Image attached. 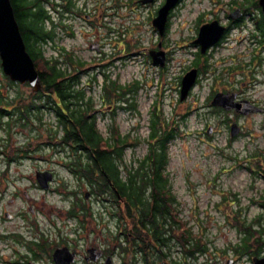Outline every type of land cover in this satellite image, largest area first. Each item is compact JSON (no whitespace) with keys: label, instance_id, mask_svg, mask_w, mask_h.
<instances>
[{"label":"rangeland","instance_id":"obj_1","mask_svg":"<svg viewBox=\"0 0 264 264\" xmlns=\"http://www.w3.org/2000/svg\"><path fill=\"white\" fill-rule=\"evenodd\" d=\"M232 1L250 5L249 0H187L181 5L166 39V45L172 48L171 61L158 80L157 69L147 59L144 50L150 45L153 33L142 23L140 12L134 14L131 11L135 7L131 2L74 0V9L77 10L66 12L45 3L46 13L51 18L47 27L53 28L54 35L52 40L42 43L43 56L59 57L60 50H66L75 60L85 62L79 75L82 85L90 81L91 73H95V81L90 82L91 88L87 87L86 95L92 97L98 130L103 135H112L114 140H125L122 159L118 163L123 169L137 167L147 153L153 114L160 116V120H165L173 130L166 143L164 175L174 197L173 214L180 221L177 232L191 231L194 238L199 234L207 246L204 253L191 257L194 258L192 264H252L246 255L238 258L221 252L239 236L226 221L225 214H233L232 210L241 208L242 213L251 218L260 212L258 205L250 199L257 185H253L250 174L235 157L253 152L264 156V62L252 68L253 78H245L242 82L243 78L234 74L235 71L227 74L229 76L224 74L231 61L241 59L247 62L255 51L251 32L257 11L247 7L248 15L244 21L233 28L224 44L213 49L207 57L197 59L195 47L190 45L196 34L195 18L200 10L213 7L214 13L223 17L227 11H233ZM95 43L98 50L89 48ZM193 62L198 63L199 77L187 98L179 101L178 76L181 77ZM103 72L115 81L114 84L121 86L118 96L113 93L114 101L110 104L101 102ZM155 82L160 85L157 87ZM216 91L240 92L245 98L258 101L263 111L246 116L233 110L213 112L208 97ZM31 92L27 84L9 80L0 65V95L6 97L4 103L17 100L21 106L28 101ZM43 116L48 126L51 123L52 133L54 115L45 111ZM1 120L3 124L5 119ZM232 122L240 127L239 133L233 137L229 134ZM208 126L212 127L210 134L206 132ZM18 127L12 128L16 133H12L9 139L6 133H0V145L3 144L1 138L8 140L6 147H0L3 152L0 154V211L6 210L14 215L22 213L30 218L29 206H32L36 210L34 214H49L52 221L61 226L64 214L74 206L77 197L83 199L84 191H89L88 184L63 166L72 156L67 147L58 146L53 140L49 148L41 149L36 146L37 139L30 140L35 151L27 154L28 159L23 158L21 151L29 139ZM45 127L42 125L43 129ZM34 168L54 172L49 190L39 188L36 181L28 179L27 175L33 174ZM26 190L29 198L23 194ZM222 192H228L226 195L234 200V194L229 192L237 193L233 206L220 207ZM103 196H95V201L93 198L84 199L95 212L98 230L102 231L97 234L98 230H95V242L102 245L105 242L110 244L109 240L112 242L116 226L114 219L106 215L116 202L108 195ZM23 223L24 219L16 217L11 221L0 220V226L10 230ZM101 237L105 241H101ZM114 264H119L118 259Z\"/></svg>","mask_w":264,"mask_h":264},{"label":"trees","instance_id":"obj_2","mask_svg":"<svg viewBox=\"0 0 264 264\" xmlns=\"http://www.w3.org/2000/svg\"><path fill=\"white\" fill-rule=\"evenodd\" d=\"M10 2L25 49L32 58L42 83V89L31 92L27 99L32 100L30 105L36 104L38 99H45V103L51 107L55 117L54 131L51 133L50 140L56 142L58 146L67 147L73 151H85L89 161L85 160L84 163L74 160L70 170L77 176L82 175L88 178L89 185L91 187L94 185L95 196L108 195L116 202L112 203L113 208L110 207L108 214L117 216V220L121 221L122 230L126 214H131L132 209L136 208L140 226L135 227L133 231L138 237L137 244L150 243L151 238L159 245V250H162V245L167 244L169 238H173L172 228L180 229V224H176L173 220L174 197L167 184V177L164 175L166 143L172 136L173 130L168 127L165 120L161 121L160 116L153 114L148 135L149 149L139 160V165L135 168L125 167L126 175L122 176L123 168L118 163L122 159L125 140L119 138L114 140L112 135H103L96 127L92 109L93 100L91 96L86 95V89L89 86L82 85L79 76L85 62L75 60L66 50H60L59 57H44L42 53V43L52 40L54 35L53 28L47 27L51 18L46 13L45 3L48 2L53 9L75 11L74 0H58L57 3L55 0H10ZM252 5L259 11L255 19L254 35L258 38L256 44L260 49L251 53L247 62L241 59L231 61L224 73L229 76L235 71L234 74L243 78L240 82L245 78H253L252 68L264 62L262 55L264 13L260 10L257 0H254ZM90 75V81L87 83L91 86L90 82L95 81V73ZM103 76L101 102L110 104L114 101L113 93L118 96L121 86L114 84L115 81L109 79L105 72ZM3 99L5 100L6 97L0 95V102ZM6 104L11 107L13 103ZM35 107L38 108V106ZM22 109L27 110L28 107L22 106L20 112ZM6 111L9 113V110ZM212 111L220 113L223 110L213 107ZM235 159L248 171L254 181L253 185H257L250 199L258 205L260 212L251 218L246 217L241 208L232 210L233 214H225L226 221L237 230L239 236L221 252L231 253L238 258L246 255L251 259L253 256L262 255L264 247V156L253 152ZM227 193L222 192L221 201L218 203L220 207L222 205L231 207L237 200V193L229 192L234 194L235 200L227 196ZM123 234L127 237L125 231ZM175 236L183 248L187 250L191 248L194 256L207 250L206 243L201 240L199 234L194 238L191 236V231H183ZM120 248L122 251L125 250L124 247Z\"/></svg>","mask_w":264,"mask_h":264},{"label":"flooded vegetation","instance_id":"obj_3","mask_svg":"<svg viewBox=\"0 0 264 264\" xmlns=\"http://www.w3.org/2000/svg\"><path fill=\"white\" fill-rule=\"evenodd\" d=\"M55 1L57 3L58 0ZM186 1L187 0L175 1L174 5L167 11L164 19V27L160 30L159 26H161V24L159 22L155 23V21L159 14V10L165 4L166 0H128V2H131L130 4L135 6L134 8H131V11L134 14L140 12L142 23L149 26L153 33V36H150V45L146 46L144 50L147 59L157 69V80L158 76L160 78L167 70L171 61L172 48L166 45V39L168 38V32L174 21V17L177 15L181 5ZM249 1V6L248 4H245V2L237 3L236 1H232L230 5L231 10L233 11L230 13L227 11L223 17L216 15L213 7H208L206 9L203 8L200 10V13L195 18L197 28L196 34L190 40V45L195 47L194 54L196 58L199 56V58L207 57L213 49L224 44V41L229 38L228 34L231 30L240 26V23L244 21L245 16L248 15L246 8L253 7L252 4L254 3V0ZM57 6L59 7L58 4ZM235 10L238 11L237 13L239 16L232 19L230 14ZM255 10L257 11L258 16L259 11L257 9ZM63 11L66 12L67 10ZM257 16L253 18L254 29L251 32V38L254 39L252 49H255V51L260 49L256 44L258 38L254 35L256 32L255 19ZM86 17H88V15H86ZM212 21H217L219 25L223 26L225 28L224 32L219 40L209 45L204 52H201V45L196 42L199 30L201 26L211 23ZM157 23L160 25H156ZM176 48H179V45H177ZM159 51L163 52V65L153 62V53ZM193 68L197 69L199 72L198 63L193 62L187 69L184 70L182 76ZM182 76H178L176 84L178 86L176 88L178 92ZM20 84H27L31 88L28 83ZM155 85L158 87L160 84L155 82ZM87 86H89L88 88H91L88 83ZM31 91L34 93L38 90L33 91L31 88ZM236 94V99H249L252 103L260 105L258 101L251 98H245L240 95V92ZM31 101L29 100L19 106L18 101L14 100L13 104H15V106L12 104V108L3 101L0 102V110H2L0 111V133H6L8 136L7 139H9L12 133H16L13 132L12 128L19 125L18 128H20V130L25 134L24 136L27 135V138L29 139L27 141L28 143L23 145V150L21 151L23 158H26L27 154L35 151V149H32L30 146V140L37 139L36 141H39L36 144L38 149L49 148L52 142V140H50L52 131V127H50L51 123H49L50 125L48 126V122L46 123V121H44L43 116L45 111L51 112V107L45 103V99L36 100V104L34 105H30ZM22 106H27L28 109H22V112H20V108ZM35 106H38V108ZM6 110H9L10 114L7 113ZM11 111L13 113H11ZM2 118L5 119L3 124L1 123V121H3L1 120ZM35 122L37 123L36 126L34 124ZM44 124L46 127L43 129L42 125ZM36 129L38 132L35 133ZM1 140L3 141V144L0 145V147H6L8 140H5L4 138H1ZM68 151L72 158H70L67 163H64L63 166H66L68 171L73 174L70 170V166L73 165L74 160H80L85 163V160L89 161V159L85 151H73L71 149ZM2 153L3 152L1 151L0 154ZM6 165L9 167L8 163H6ZM46 171L51 172L54 176V172L51 170L34 168L33 174H29L27 177L29 180L33 182L36 181L37 183L36 173ZM124 174L125 172L123 169L121 175L123 176ZM75 176L79 179H85L88 184L87 187L89 188V191H84L83 199L81 197L79 199V196L77 197V201L74 203V206H72L71 209L64 214L65 218L61 226L52 221L49 214H34L36 213V210L32 206H29V212L32 215L30 218L22 213L14 215L11 213L9 214L6 210L0 211V220L11 221L14 217L17 219H24V223L16 226L15 229L10 230L2 227L3 225L0 226V264H105L108 258L110 260L109 264H114L116 259H118L119 264H192L194 258L191 257H194V255L192 254L191 248L190 250L183 248L175 236L178 233V227L172 228L173 238H169L168 243L162 245V250H159V245L151 238L150 243H141L143 246L141 244H137L138 237L133 231L135 227L140 226L138 221L139 214H137L136 208L132 209L131 214H126L125 219L123 220V230L120 224L121 221L117 220V216L115 214H106L107 217L111 216L114 219V223L116 225L113 228L114 232H112V242L109 240L110 244L105 242L103 245L95 242V230H98V220L95 221V212L91 210V206L84 202V199L88 200L89 198H93L95 201L94 185L93 187L89 185V180L86 176H77L76 174ZM38 187L41 188L39 185ZM49 188L45 190H49ZM23 194L27 198L30 197L27 190L24 191ZM173 216L174 222L179 224L180 221L175 214H173ZM66 221L69 222L66 224ZM124 231L126 232L127 237H124ZM101 233V230L97 231V234ZM101 241H105V238L102 240L101 237ZM120 247H124L125 250L122 251ZM98 252L100 255L95 258V255Z\"/></svg>","mask_w":264,"mask_h":264},{"label":"water","instance_id":"obj_4","mask_svg":"<svg viewBox=\"0 0 264 264\" xmlns=\"http://www.w3.org/2000/svg\"><path fill=\"white\" fill-rule=\"evenodd\" d=\"M177 0H166L165 4L159 10L156 18V24L160 30L164 27V19L167 11L174 5ZM258 4L264 13V0H258ZM238 11L230 14L232 19L239 16ZM224 27L219 25L217 21L204 24L199 30L198 39L196 42L201 45V52L220 39L224 32ZM89 48L98 50V44H91ZM153 62L163 65V52H154ZM0 65L5 76L11 81L19 83H28L33 91L42 88V83L35 69L34 62L25 49V44L21 36L18 23L14 16V11L10 0H0ZM197 69L193 68L187 71L181 78L179 89V100L183 101L187 98L191 88L197 79ZM235 92L228 93L223 91L215 92L210 100L213 107H219L225 111L234 110L235 113L240 115H248L253 112L263 111V108L257 104L252 103L249 99H236ZM240 127L236 122H232L229 126L230 136L237 135ZM206 132L210 134L212 127L208 126ZM37 184L42 189H48L50 182L53 180V174L49 171L36 173ZM100 253L95 255L98 257ZM252 264H264V255L253 256L251 258ZM58 263V262H57ZM110 260L107 259L105 264H109ZM231 263V260L228 261Z\"/></svg>","mask_w":264,"mask_h":264}]
</instances>
